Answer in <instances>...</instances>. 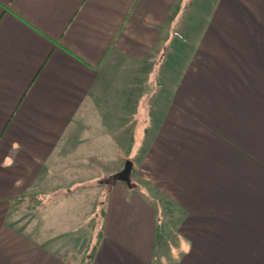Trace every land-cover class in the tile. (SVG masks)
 I'll list each match as a JSON object with an SVG mask.
<instances>
[{
    "label": "crops",
    "instance_id": "crops-1",
    "mask_svg": "<svg viewBox=\"0 0 264 264\" xmlns=\"http://www.w3.org/2000/svg\"><path fill=\"white\" fill-rule=\"evenodd\" d=\"M81 180L88 264H264V0H0V264H73L21 208Z\"/></svg>",
    "mask_w": 264,
    "mask_h": 264
},
{
    "label": "rangeland",
    "instance_id": "rangeland-1",
    "mask_svg": "<svg viewBox=\"0 0 264 264\" xmlns=\"http://www.w3.org/2000/svg\"><path fill=\"white\" fill-rule=\"evenodd\" d=\"M109 109V108H107ZM143 111V110H142ZM139 119V124L138 128L143 126L144 124V117L143 114H140ZM110 125H116L110 124ZM104 126L105 129L111 128L112 126ZM96 130L95 127H90L89 131H94ZM139 134V131H137ZM88 135L84 134L78 139V143L81 145V147H90V144L88 143V140L85 139ZM95 140L92 141V143ZM95 158V156H92ZM95 166V165H93ZM124 166V164H123ZM96 167V166H95ZM108 166H106L107 169ZM99 169V168H98ZM104 174H102V171L100 172H85L81 171L80 177L83 175V178H87L90 180H96L97 177H101L99 179V183L101 184L100 180L106 177L111 176L113 171H104ZM62 175L64 172L62 171ZM135 174V175H134ZM59 176V180L64 181L66 176L62 177ZM99 175V176H97ZM79 177L76 175V173H72L69 177V179L72 178L74 180L75 178ZM133 176L135 179L138 180L140 184V188L144 190V177H140L139 174L133 173ZM132 177V175H131ZM132 177V179H134ZM139 178V179H138ZM83 181V185L76 186L67 184V185H62V186H57V187H42L40 191H37V188L33 190H30L27 192L26 196L32 197L33 195L39 196V198H36L33 200L28 197V200L22 205L24 207L28 208H21V210L28 212L27 214H38V211L40 215V221L44 222H50L51 226L53 227V231H56L58 235L56 236L57 239V247H58V252L65 257V259H70V261L73 264H88L90 260V256L93 252V241L98 236V231H99V221H100V214L102 212L100 203L98 201V195L99 192L96 191V189L89 187V182L88 180H81ZM53 183V182H52ZM69 183V182H68ZM106 187L108 186L107 183H103ZM70 192H68V189ZM46 189V190H44ZM51 190V192H48L47 190ZM33 191V192H31ZM47 191V192H46ZM44 194V195H43ZM47 194V203L44 199H42L41 196H45ZM49 194V195H48ZM55 197L54 200H51ZM102 197V196H101ZM27 198V197H26ZM41 198V199H40ZM51 202H48L50 201ZM102 200V198L100 199ZM165 200L162 199L160 200L159 204L162 210V215L164 216V221H165V230L167 232V241L168 244V251L166 249L163 250V253L166 254L168 257L171 258L172 251L169 248L170 245H178L179 239L178 235L176 234V220H175V211L171 209V206L169 203L166 204L164 202ZM46 204H45V203ZM45 204V206H43ZM167 205V209H165ZM15 204L13 207L15 208ZM43 206V208H42ZM38 207V208H37ZM40 208V209H39ZM42 208V209H41ZM160 210V213H161ZM22 212V211H21ZM165 213V214H164ZM30 222H33V220H29ZM42 222H40L41 224ZM164 229V228H163ZM50 235V234H49ZM173 245V246H174Z\"/></svg>",
    "mask_w": 264,
    "mask_h": 264
},
{
    "label": "water",
    "instance_id": "water-1",
    "mask_svg": "<svg viewBox=\"0 0 264 264\" xmlns=\"http://www.w3.org/2000/svg\"><path fill=\"white\" fill-rule=\"evenodd\" d=\"M133 162L131 159H127L125 161L124 167L113 173L111 176L103 178L100 180L101 183H107L108 186H112L117 181H124L129 186H134V182L132 181L131 171H132Z\"/></svg>",
    "mask_w": 264,
    "mask_h": 264
}]
</instances>
